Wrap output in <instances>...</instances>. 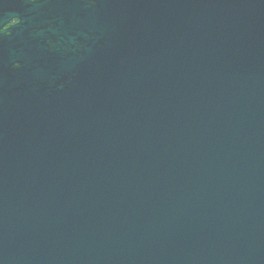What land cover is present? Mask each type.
I'll return each mask as SVG.
<instances>
[{
  "label": "water",
  "instance_id": "water-1",
  "mask_svg": "<svg viewBox=\"0 0 264 264\" xmlns=\"http://www.w3.org/2000/svg\"><path fill=\"white\" fill-rule=\"evenodd\" d=\"M0 264H264V0H0Z\"/></svg>",
  "mask_w": 264,
  "mask_h": 264
},
{
  "label": "flooded vegetation",
  "instance_id": "flooded-vegetation-1",
  "mask_svg": "<svg viewBox=\"0 0 264 264\" xmlns=\"http://www.w3.org/2000/svg\"><path fill=\"white\" fill-rule=\"evenodd\" d=\"M16 21H13V22H8L6 24H4L1 28H0V33H4L5 34V31H7L13 24H15Z\"/></svg>",
  "mask_w": 264,
  "mask_h": 264
}]
</instances>
